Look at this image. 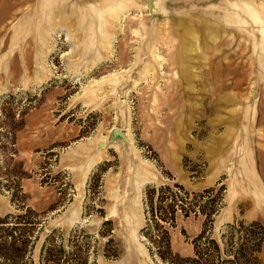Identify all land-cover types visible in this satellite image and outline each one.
Returning <instances> with one entry per match:
<instances>
[{
    "label": "rangeland",
    "instance_id": "rangeland-1",
    "mask_svg": "<svg viewBox=\"0 0 264 264\" xmlns=\"http://www.w3.org/2000/svg\"><path fill=\"white\" fill-rule=\"evenodd\" d=\"M173 183L222 192L214 238L264 227V0H0V216L33 212L34 264L49 236L85 264H171L140 229L145 186ZM203 221L177 212L174 254Z\"/></svg>",
    "mask_w": 264,
    "mask_h": 264
},
{
    "label": "trees",
    "instance_id": "trees-1",
    "mask_svg": "<svg viewBox=\"0 0 264 264\" xmlns=\"http://www.w3.org/2000/svg\"><path fill=\"white\" fill-rule=\"evenodd\" d=\"M192 194L193 198L179 183L145 186L146 222L140 232L149 254L171 264H261L259 256L264 250V227L257 221L235 220L224 226L218 239L214 238L211 236L214 217L222 205L223 194L214 186ZM14 199L11 194V201ZM178 211L185 217L191 213L204 217L202 230L193 240V255L189 257L171 251L169 232L165 229L166 226H175ZM32 214L28 209L24 214L0 216V264H34L32 252L39 231L35 233L37 226L31 219ZM73 248L70 253H62L64 249H56L54 238L49 236L41 247L38 264L88 263L87 257H68L81 252L78 241Z\"/></svg>",
    "mask_w": 264,
    "mask_h": 264
},
{
    "label": "water",
    "instance_id": "water-1",
    "mask_svg": "<svg viewBox=\"0 0 264 264\" xmlns=\"http://www.w3.org/2000/svg\"><path fill=\"white\" fill-rule=\"evenodd\" d=\"M159 2V0H158ZM156 0H148V9L149 12L152 13L153 9L155 8ZM125 131L120 129L119 127H113L110 131V139L109 141L115 142V141H123L125 144L128 143V138L124 135ZM101 143H99L100 146Z\"/></svg>",
    "mask_w": 264,
    "mask_h": 264
}]
</instances>
